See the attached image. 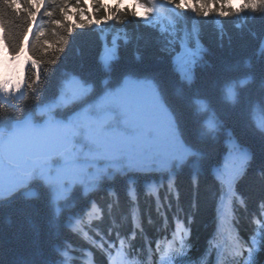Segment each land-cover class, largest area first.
Returning <instances> with one entry per match:
<instances>
[{"label":"trees","instance_id":"trees-1","mask_svg":"<svg viewBox=\"0 0 264 264\" xmlns=\"http://www.w3.org/2000/svg\"><path fill=\"white\" fill-rule=\"evenodd\" d=\"M122 2L123 8L119 6L121 0L115 4L104 0L100 7L88 11L93 20L102 10L107 13L113 7L121 15L107 22L101 17L100 25L74 28L56 65L48 63L51 57L43 48L51 51L58 47L62 27L57 31L50 18L39 16V27L35 26V34L25 48L27 55L21 61L26 62L31 56L38 59L41 69L49 72L42 90L34 92L25 65L23 92L15 93L13 88L0 93V131L4 133L24 117L34 121L46 117L67 120L87 105V112L95 114V101L119 87L126 77L148 78L169 110L179 139L189 148L183 156L185 165L182 167L181 158H175L169 166L129 172L127 165L101 167L99 160L98 173L85 181H75L56 199L49 183L31 178L26 185L0 196V264H60L62 257L56 249L67 245L75 253L71 259L77 264H87V252L95 264H109L117 248L123 254L120 264H157L168 240L174 242L175 249L188 240L183 256L187 264H208L217 245L224 240L222 264H238L233 259L234 250L240 245L247 250L253 236L258 248L253 264H264V247H259L264 244V231H260L261 224L256 219L264 213V207L258 208L257 204L264 199V135L252 126L248 116L249 100L264 94V0H208L216 4L219 14L207 17L181 12L174 5L166 9L156 2L157 12L152 15L151 24L140 20L145 12L135 0ZM151 2L142 0L144 4ZM47 3L52 4L48 11L57 6L52 0ZM84 7L88 10V5ZM124 8L129 9L126 15ZM257 8L258 11L253 10ZM133 9L138 11L135 18L130 15ZM193 24L203 49L190 63L187 73L180 75L175 69L176 53H162L158 49L165 45L166 34L173 27L181 29ZM14 27L19 29L18 25ZM114 45L120 47V59L110 70H104L98 58ZM32 50L39 56H33ZM11 56L5 42L0 41V77L5 71L15 76ZM69 70L87 81V91L70 103L64 99L57 101L61 93L69 94L58 86ZM230 86L234 87L232 98L228 93ZM39 110L44 113L39 114ZM260 118L257 113V119ZM77 129L75 142L86 145L83 127ZM234 140L253 156L246 174L238 160L231 163L228 172L229 179L234 181L235 195L229 193L226 183L222 185L215 178V171L224 169L228 162V145ZM233 156H238V151L234 150ZM53 160L57 162L59 157ZM173 165L182 168L177 178H171V189L167 179L156 183L168 175ZM122 167L124 173L120 172ZM195 173L198 182L191 183ZM129 181L134 182L129 188L134 190L135 201L127 193ZM29 187H34L35 192H29ZM113 201L117 203L113 205ZM90 203L98 209L92 217L88 212ZM179 222L188 233L181 239L176 238L175 231Z\"/></svg>","mask_w":264,"mask_h":264},{"label":"snow or ice","instance_id":"snow-or-ice-1","mask_svg":"<svg viewBox=\"0 0 264 264\" xmlns=\"http://www.w3.org/2000/svg\"><path fill=\"white\" fill-rule=\"evenodd\" d=\"M54 4H56V8L53 11H48V8L52 7V4H48L47 0H0V41L5 42V46L7 50H10L12 53L11 62L16 66V74L15 76H9L7 71L0 77V91H9L10 89H15L18 92L21 91L22 82H23V73L25 70V65L30 73L29 79L32 80L31 87L34 92H39L42 90L45 83V75L49 71H45L39 67L38 59H32L31 56L27 57L26 62L21 61V57L27 55L25 52V48L28 43V38L31 35H34L33 25L39 27L37 17L46 16L50 18L51 24L56 27L57 31H60L62 27V32L58 41V47L53 48L51 51L47 48H43V52L48 53L51 57L48 61L51 65H56L60 60L61 56L65 52V45H68L73 34V29H85V25H100L102 23V19L104 22L118 19L121 15L117 12V9L113 7L111 10L101 11L98 16L93 20L91 16H88V11H91L94 8L100 7L104 0H52ZM116 3V0L112 2ZM138 8H143L145 15L140 18V20L147 21L151 23L152 15L157 12V4L156 0H152L150 4L142 3V0H135ZM85 5H88V10H85ZM160 5L164 8H170L172 5L175 6L176 10H183L181 12H193L195 15L199 16H211L216 13V4L214 2L210 3L208 0H199V3L196 0H160ZM123 8V2L119 5ZM254 11H258L259 9H253ZM129 9L124 8L123 14H128ZM131 17L135 18L138 16V11L136 9L131 10ZM88 16L87 20L83 19V17ZM102 17V19H101ZM19 26V29L16 30L14 26ZM183 32V36H180L179 33ZM44 36V33H40V37ZM167 40L165 45L158 49L162 53H171L175 52L176 55L174 57L175 69L180 75H185L187 73V68L190 63L194 60V58L199 54V52L203 49V46L200 43V34L198 32L197 27L193 24L190 27H184L178 29L176 27L172 28L170 33L166 34ZM39 40V37H37ZM177 41H179V45L177 46ZM150 47L151 44L149 43ZM120 47L117 48L115 45L111 49H105L103 53L100 54L98 58V64L104 70H110L114 64H116L120 59ZM33 56H39V53L36 50H32ZM5 69L7 65H4ZM151 79L145 78L139 81H134L131 79H126L124 82V87L119 89L115 93H110L109 96L113 99L122 97L126 94L128 88L133 84H139L141 86L150 85ZM87 81H84L77 73L69 70L66 71L59 83V87L62 91L71 89L72 87H82L85 91ZM257 113L260 114L261 118L257 119ZM248 116L249 120L252 123V126L264 135V94L260 96L250 99L248 103ZM85 119H88L85 117ZM97 129L96 133H90L89 139L94 142L107 146L109 138H117L120 137L123 143H126L129 140H133V138H123L122 134L117 133H108L105 132L100 135L103 124L102 122H96ZM53 126V122L51 118L49 121L45 123L44 126L35 129L38 134H42L49 127ZM59 126V125H56ZM212 127L211 123L209 125ZM66 127V126H65ZM140 137L134 138L139 139ZM238 151V156H233V151ZM253 156L251 152L244 146L240 145L237 140L230 141L228 145V162L225 164L224 169H217L215 171V178L221 181V184H227L229 193L235 195L232 191L234 187V181L229 179V168L231 167V163L234 160H238L239 165L241 167L242 173L246 174L248 169L251 166ZM182 167L183 157H181ZM127 171L136 172V171H148L149 169L142 167L133 162L131 156L128 157L127 163ZM181 167V168H182ZM181 168H177L175 165L172 166V170L168 173L166 177H160V180L156 183H159L161 180L167 179L169 181V189H171V178L176 177L177 173ZM264 171V170H262ZM120 172L124 173L125 169L120 168ZM198 182V173H195L191 176V183ZM134 184L133 181H129L128 185V194L132 195L134 190L130 189L129 186ZM149 184V183H147ZM114 192V191H108ZM107 192V193H108ZM232 196V195H231ZM85 197H88L85 195ZM135 195H132V200L135 201ZM117 201H113V205H115ZM221 206L224 205V197H221ZM244 207L246 208V201L243 202ZM258 208L264 207V199H260L258 202ZM94 207L92 203H90L89 207ZM88 207V208H89ZM87 209L79 214V218H82ZM257 221L261 224L260 231H264V213L256 217ZM135 232L132 233V236H136ZM188 235L187 232L183 233V236ZM131 243V241H129ZM188 240H183V247L179 249V253L183 254L185 249L187 248ZM259 247H264V244H260ZM257 248V242L255 236L251 243L248 244L247 250H244L243 245H240L238 249L234 250V260H238L240 264H253V259ZM56 251L62 257L60 264H77V262L71 259V255H75V253L69 248V245L65 246L63 249L57 248ZM182 257V256H181ZM167 264V262H165ZM201 264V261L199 262Z\"/></svg>","mask_w":264,"mask_h":264},{"label":"rangeland","instance_id":"rangeland-1","mask_svg":"<svg viewBox=\"0 0 264 264\" xmlns=\"http://www.w3.org/2000/svg\"><path fill=\"white\" fill-rule=\"evenodd\" d=\"M118 33H115L116 37L119 36ZM126 79L142 80L126 77L119 87L103 93L94 103V108L99 114L92 115V120L85 119V117L90 116V113L87 112L88 105L74 113L67 120L65 126L72 125L75 134L78 133L77 126L83 127L87 144L83 146L84 144L77 143L75 147L71 148L70 153L63 152V155H59V163L47 158L34 159L32 163L35 169L28 176H24L15 166L7 163L0 152V196L27 182L29 178L38 176L51 185L52 196L56 199L58 196L64 195L74 180L88 179L92 170L94 172L91 176L98 173L101 169L98 167V160L106 161V164L114 166L127 165L128 157L131 156L134 163L142 167H153L167 165L172 159L180 158L187 153L189 148L179 139L172 116L159 99L152 82H150V85L145 86L133 84L128 88L125 95L116 99L109 96L110 93H115L123 88ZM83 92L82 87H77L65 98L70 100ZM0 93L3 92L0 91ZM15 93L21 92L15 90ZM61 94L62 96L57 101H60L65 95L64 93ZM105 108V112L112 111L107 109L110 108L114 109L112 114L118 115L117 118L113 117L114 119L110 124H105L104 120H100V116L104 112L102 110ZM96 122H102L103 124L101 136L105 132L117 133L122 134L123 138H133V140L123 143L121 138L117 137L109 138L107 146L98 144L89 139L90 133H96ZM65 126V133L73 135L72 130ZM1 136L0 131V138ZM136 137L140 138L135 140ZM72 154H75L74 163L78 167L72 168L65 163L64 156ZM78 156L81 158L77 159ZM101 165L104 164L101 163ZM29 192H35L34 187H29ZM179 228L183 230L181 226ZM119 255L120 252L117 251L113 261L118 260Z\"/></svg>","mask_w":264,"mask_h":264},{"label":"water","instance_id":"water-1","mask_svg":"<svg viewBox=\"0 0 264 264\" xmlns=\"http://www.w3.org/2000/svg\"><path fill=\"white\" fill-rule=\"evenodd\" d=\"M228 93L232 98L234 95L233 86L228 88ZM48 121L49 119L35 122L30 118L15 121L13 127L7 130L0 139V151L4 159L17 165L21 172L27 173L33 169L32 163L27 159L57 155L65 150L69 143L72 144V138L63 132L65 123L63 119L52 120L53 126L42 134L35 131Z\"/></svg>","mask_w":264,"mask_h":264},{"label":"clouds","instance_id":"clouds-1","mask_svg":"<svg viewBox=\"0 0 264 264\" xmlns=\"http://www.w3.org/2000/svg\"><path fill=\"white\" fill-rule=\"evenodd\" d=\"M111 2H114V0H111ZM129 2H130V0H129ZM67 103H70V101ZM66 128L72 130L73 135L75 134V129L72 125H67ZM71 148H72V145H71V143H69L68 147L64 151L70 153ZM61 155H63V153H61ZM74 159H75V154L64 156L65 163L68 164L69 167H72V168L78 167L77 165H75Z\"/></svg>","mask_w":264,"mask_h":264},{"label":"bare ground","instance_id":"bare-ground-1","mask_svg":"<svg viewBox=\"0 0 264 264\" xmlns=\"http://www.w3.org/2000/svg\"><path fill=\"white\" fill-rule=\"evenodd\" d=\"M223 243H225V241L223 240V241H221L217 246H219V245H221V244H223ZM234 245H235V242H234ZM245 250V249H244ZM226 255V254H225ZM222 261V260H221ZM221 261L220 262H215V261H210V264H221Z\"/></svg>","mask_w":264,"mask_h":264}]
</instances>
